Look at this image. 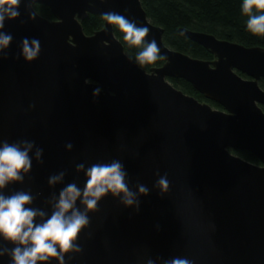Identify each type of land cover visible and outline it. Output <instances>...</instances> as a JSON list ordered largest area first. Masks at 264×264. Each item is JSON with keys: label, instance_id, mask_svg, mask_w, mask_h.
<instances>
[{"label": "water", "instance_id": "1", "mask_svg": "<svg viewBox=\"0 0 264 264\" xmlns=\"http://www.w3.org/2000/svg\"><path fill=\"white\" fill-rule=\"evenodd\" d=\"M18 11L0 29L12 37L0 45V143H32V167L0 193H29L26 207L47 218L63 188L83 189L90 166L113 161L134 193L131 205L122 194L98 201L75 242L81 251L66 254V264H264V48L179 27L213 55L191 57L164 45L163 28L141 0H21ZM108 12L149 28L145 43L155 39L164 62L140 67L105 20L84 33L88 14ZM25 39L40 43L32 60ZM168 78L185 79L222 109ZM232 151H247L260 164ZM77 207L84 210L79 200ZM15 246L0 236V264H11Z\"/></svg>", "mask_w": 264, "mask_h": 264}, {"label": "clouds", "instance_id": "2", "mask_svg": "<svg viewBox=\"0 0 264 264\" xmlns=\"http://www.w3.org/2000/svg\"><path fill=\"white\" fill-rule=\"evenodd\" d=\"M21 0H0V29L4 21L19 16ZM242 13L248 16L246 29L253 36L264 37V0H242ZM255 10V12H254ZM259 13V14H256ZM108 24L115 25L124 35V41L132 47L143 50L136 54L139 66L154 64L163 59L160 48L155 39L145 43L149 28L137 26L135 21L127 19L118 13L103 14ZM12 37L0 32V45L7 46ZM40 50V43L33 39L23 41V51L26 59L36 58ZM100 90L96 89L98 93ZM96 93H94L95 95ZM32 143H0V189H4L11 182L23 180L22 173H27L32 167L29 151ZM71 147V145H68ZM42 149H37L36 157L40 158ZM84 166L78 165V170ZM63 173L49 179V184H55L63 177ZM83 189L70 183L63 188L54 205V210L45 218L40 210L26 207L31 205L33 197L26 192L17 191L11 195L0 193V236L16 245L11 249V264H37L55 259L57 264H66L65 255L81 251L76 240L82 228L89 224L88 212L97 207L98 201L108 193L123 195L124 203L134 202L132 193L125 182L126 173L118 161L97 163L90 166L86 173ZM162 189H167L168 181L161 177L158 181ZM139 192L146 193L147 189L140 186ZM83 205V211L77 207V201ZM40 218L39 221L37 218ZM3 255V253H0ZM71 259L72 257H68ZM172 264H188L185 260H174Z\"/></svg>", "mask_w": 264, "mask_h": 264}, {"label": "trees", "instance_id": "3", "mask_svg": "<svg viewBox=\"0 0 264 264\" xmlns=\"http://www.w3.org/2000/svg\"><path fill=\"white\" fill-rule=\"evenodd\" d=\"M141 4L149 20L163 28L162 41L164 45L191 57L204 60L213 59V55L204 47L180 34L177 31L179 27L210 33L217 38L240 43L247 47L262 46L264 48V37L253 36L246 29L248 16L242 13V0H141ZM33 8L41 16L53 19L46 6L35 3ZM103 21L104 19L99 15L88 14L81 21L84 33L89 35L99 30L103 26ZM113 31L116 38L122 43L126 54L136 61V54L143 50V46H129L123 39L124 34L115 25H113ZM163 62V59H159L154 64L145 65L142 68L149 70L152 67L160 66ZM238 73L245 77L242 73ZM168 80L174 87L193 96L198 101L222 109L219 104L206 99L196 91L185 79L168 78ZM258 83L264 90V79L261 78ZM261 108L264 111V106L261 105ZM232 152L250 162L259 163L258 159L247 151Z\"/></svg>", "mask_w": 264, "mask_h": 264}, {"label": "flooded vegetation", "instance_id": "4", "mask_svg": "<svg viewBox=\"0 0 264 264\" xmlns=\"http://www.w3.org/2000/svg\"><path fill=\"white\" fill-rule=\"evenodd\" d=\"M256 164H260V162L259 163H256Z\"/></svg>", "mask_w": 264, "mask_h": 264}]
</instances>
